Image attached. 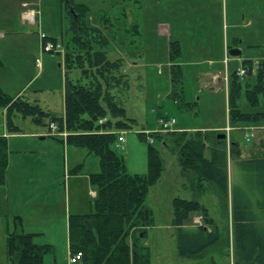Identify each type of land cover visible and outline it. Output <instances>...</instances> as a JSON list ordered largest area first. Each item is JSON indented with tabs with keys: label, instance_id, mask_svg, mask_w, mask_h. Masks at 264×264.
Returning <instances> with one entry per match:
<instances>
[{
	"label": "rangeland",
	"instance_id": "374dc122",
	"mask_svg": "<svg viewBox=\"0 0 264 264\" xmlns=\"http://www.w3.org/2000/svg\"><path fill=\"white\" fill-rule=\"evenodd\" d=\"M27 1L32 3V6L29 4L30 7L39 8L42 15L37 24L28 22L23 26L16 15L15 5H9L11 2L9 0H0V14L13 11V15H16L12 20L14 23L12 29L7 30L8 26L0 23V31H8L3 35L0 34L2 58L0 87L13 96L23 94L31 102L40 103L44 109L50 110L57 116H64L63 60L65 45L70 38L69 20L65 17L61 0ZM75 1L89 6L90 24L99 25L102 13L111 17L113 32L109 31L111 43L107 51L108 57L110 59L125 57L124 68L131 85L125 99L126 114L134 118L135 123L134 126L126 129L125 149L119 151L125 158L128 170L131 173L148 171V147L151 144L159 148L164 160L165 169L162 176L158 182L150 186L145 201L154 213V222L148 227L147 234L154 264H230V254L232 256L234 254L231 260L234 264L236 260L233 242L235 241L231 237L230 210L228 208L225 211L221 196L215 187L208 189L198 199L207 207L209 216L216 221L219 240L198 256L179 255L178 233L173 223V200L175 197L192 199L195 196L188 186L189 179L181 173L177 154L159 137L152 134L160 131V115L176 118L174 129L203 130L218 124H229L230 106L227 93L225 89L209 88L206 80L208 77L205 75L206 72H213L216 69L209 60L221 59L224 51L218 54L220 58H217L214 54L211 56L210 54L206 56L207 53L191 54L189 50L191 48L186 47L191 41L192 33H200L204 29L215 32V35L222 30L223 41L227 44H232L233 37L237 35L244 37L241 45L242 53L235 56V60L230 61L228 76L232 81L234 72L243 65V60H250L253 73L244 78L239 76L242 89L236 99L243 111H264L263 95L260 96L257 104H252L245 93L246 80H255L254 75L257 73L259 62L264 58V0H212L210 4L212 19L206 26H201L199 23L202 20H198L197 17L198 12L203 16L200 12L202 9L203 12L208 9L205 10L202 5L194 1ZM136 23L140 26L141 36L128 30ZM163 23L166 26L164 28L161 27ZM103 28L106 30L105 27ZM41 32L46 33L48 39L59 43V50L44 52L41 55ZM176 34L182 37L184 49L177 60L182 65L183 74L181 79L175 82L171 74L168 39H177ZM137 51L142 53H136ZM36 56L42 58L41 67L35 61ZM79 75V69L71 72L74 78ZM230 90L229 84L228 91ZM15 121L22 126V131L19 133L5 131L4 109H0V134L8 135L11 156L8 174L18 199L14 200L11 194V201H8L4 191L0 189V264H11L7 255V234L8 231L22 228L20 226L22 218L21 224H17L19 222L18 217L15 216L17 209L18 211L26 209L23 223L27 230L38 231L35 236L36 241L47 240L53 246V250L44 256V264H71L69 233H66L64 219L65 210L67 203L74 213H87L93 210L97 190L89 181L90 178L88 179L85 171L87 168L89 172L100 170V158L84 146L70 143L64 145L63 142L54 139L48 124L36 123L31 117L23 116H17ZM250 126L255 128V136L248 141L244 129ZM233 127L235 129L230 130L229 134L224 128L209 129L212 134L217 130L225 134L223 137L227 139L230 147L229 178L236 170L234 162L238 159L236 147L232 143L233 136L237 137L242 156L249 157L255 153L264 155L262 121L241 122ZM37 131L42 133H36ZM141 132L146 133L144 137ZM67 146H70L68 154ZM73 147L80 149L73 154L71 152ZM67 160H70V167ZM79 164L80 169L72 172L71 169ZM80 173L85 174L75 178L76 174ZM69 177H71L70 196L67 197L66 181ZM17 201L21 203L18 204ZM8 202L10 209L7 214ZM49 210L53 213H47ZM189 223H192V219ZM78 264H82V261Z\"/></svg>",
	"mask_w": 264,
	"mask_h": 264
},
{
	"label": "trees",
	"instance_id": "16d2710c",
	"mask_svg": "<svg viewBox=\"0 0 264 264\" xmlns=\"http://www.w3.org/2000/svg\"><path fill=\"white\" fill-rule=\"evenodd\" d=\"M61 2L70 24V38L65 45L63 60L65 115L57 116L25 95L13 96L1 87L0 109H5L10 133L22 131V126L15 121L17 116L31 117L40 124L49 125L55 121L60 130L65 129L68 134L51 133V136L65 138L67 143L84 146L99 156L100 170L89 175L97 190L93 210L72 213L68 221L70 250L72 253L83 252L82 264H151L150 247L145 241L148 227L154 222V213L145 201L150 186L162 176L164 160L159 148L151 144L148 147V171L131 173L128 170L116 142L120 131L134 126L135 119L126 114L125 99L131 85L124 68L125 57L110 59L107 53L111 43L109 31L113 32L111 17L102 13L100 24L93 25L88 22L90 8L86 3ZM128 30L142 35L138 23ZM239 40L240 37H233L228 47L237 45ZM168 50L172 79L176 82L183 74L182 65L177 62L183 53L180 40L169 39ZM243 65L247 75H252L251 61L243 60ZM74 69L80 70L77 78L71 76ZM254 77V81L246 80L245 93L250 103L257 104L260 96H264V58L260 60ZM231 80L229 123L232 126L241 122L264 123V111L246 112L239 107L236 97L242 84L237 70ZM141 134L144 137L146 133ZM220 134V130L212 134L210 130L201 129L152 134L177 154L181 173L189 179L188 186L195 196L192 199L175 197L173 200L179 255L198 256L219 240L216 221L198 199L215 187L225 211L231 200L234 264H264V155L255 153L243 157L236 143L238 159L235 164L241 172V182L234 185L230 196V147ZM9 155L8 137L0 134V184L7 181ZM80 167L79 164L71 171H78ZM195 214L203 216L202 224L190 225ZM17 221L20 225L21 217L18 216ZM36 235L22 228L8 232L7 255L11 264H44V256L53 250V246L38 243Z\"/></svg>",
	"mask_w": 264,
	"mask_h": 264
},
{
	"label": "crops",
	"instance_id": "0c3cea01",
	"mask_svg": "<svg viewBox=\"0 0 264 264\" xmlns=\"http://www.w3.org/2000/svg\"><path fill=\"white\" fill-rule=\"evenodd\" d=\"M9 1H11L9 3V5H13V6L15 5L14 7H15V10L17 11L16 15L19 17L21 24L23 26L24 25H27L28 22H24L23 21V13H24V11L26 9V7L24 6V3H28L31 6H32V3L28 2L27 0H9ZM187 1L198 2L200 5H202L204 7L205 10L208 9V11H206V12H203L202 11L203 9H202L200 12H202L201 14H203V16H200V13L198 12V17H197L198 20H200V21L202 20L201 23H199V24L201 26H206L208 24L209 20L212 19L211 16H212L213 13L211 12L212 6L210 4L213 1L212 0H187ZM34 6H36V5H34ZM36 9L38 10L37 21H40L41 15H42V11L39 8H36ZM16 15H13V11H11L10 13H8V12L2 13V14H0V23L7 25L8 27L6 29L7 30H10V29L13 28L12 26H14V23H12V20H13V18H16ZM218 20H219V17H218ZM161 27L164 28L166 26L163 23L161 25ZM0 32H1L0 34H2V35L4 34V32L8 33V31H0ZM16 33H18V32L16 31ZM239 36H241L239 42L237 43V45H234L233 47L238 46L241 49L242 48L241 45L244 42V37H242V35H237V37H239ZM175 37L180 40V42L182 44V48L184 49V41H183L182 37L179 34L178 35L176 34ZM40 42H41V40H40ZM168 42H169V39H168ZM186 47L187 48H191V49H189L192 52L191 54H194V53L195 54H201V53H204L205 54V53H207L206 56H208L209 54H210L209 56H211L212 54H214V55L217 56V58H220L218 54H221V52L224 51L223 57L221 59H217L216 61H214V60L212 61L211 59L209 60V63L212 64V65H214L216 69L213 72H210V71L206 72L205 75L208 77L206 80H207V85L210 86L209 88H211L213 90H224L225 89V91L227 93L226 95H227V101H228V94H229L228 93L229 92L228 90H229V84H230V78H231V77L228 76L229 75V72H230V61L231 60H235L236 58H235V56L231 55L230 52H229V48H231V47H228V44L227 43H224L222 30H220V32L218 31V33L216 35H215V32H212L211 30H205V29L202 30V31H200V33H198V32L197 33H192L191 41L189 43H187V46ZM215 52H217V53H215ZM40 53L42 55L44 52L40 51ZM37 57H41V56H36V58ZM36 58H35V61H36ZM4 114H5V109H4ZM160 116H163V115H160ZM225 124H218V125H216L214 127H210L209 129L224 128L226 126ZM183 129L186 130L187 128H183ZM209 129H203V130H209ZM234 129H235V127H234ZM4 130L5 131H8L6 124H5ZM179 130H182V129H179ZM187 130H190V128L187 129ZM36 133H42V132L37 131ZM1 134L2 135H6L8 137L7 134H4V133H1ZM41 136H45V135H42L41 134ZM233 137H234V140H235L234 141L235 142V147H237V145H236V143L238 142L237 141V137H235V136H233ZM54 139H57V140L63 142L64 145H68L69 144V143H67L65 141V139L61 140V139L56 138V137ZM125 141H126V136H125ZM124 144H125V142H124ZM69 147L70 146H67V152H66L67 154H68V149H70ZM78 149H80V148H77V147L74 148L73 147V149H72L71 152L73 154H75L74 152H77ZM237 153H238V151H236V154ZM10 157L11 156L9 155L8 171H9V168H10ZM67 164L68 165L70 164V160L69 161L67 160ZM69 167H70V165H69ZM235 169L236 170L234 171V174L233 175H230V178H229L230 196L232 194V189H233L234 185L236 183L241 182V172L237 169L236 164H235ZM85 172H86V174H88L87 177L89 179V175L92 172H89L88 171V168H87V170ZM93 172H97V171H93ZM84 174L83 173L76 174L75 178H80ZM70 183H71V177H69L68 181H66V193H67V197L70 196ZM0 189H2L4 191L5 197L7 198L8 201H11V199H10L11 194H13L14 200L17 199L16 198V195L14 194V188H13L12 181H11V177L9 176V174H7V181H6V183L0 184ZM10 191H11V193H10ZM19 200H20V197H19ZM20 203H21V201L18 202V204H20ZM9 206H10V202H8V205H7V214L9 213V209H10ZM25 210L26 209H24L22 211H18V209L15 210V212H16L15 216L16 217L19 216V217L22 218V225H20L22 227V230L23 231H26V232H35V233H37L38 231H30V230H27L26 229V226L23 223L25 221V218H26V214L24 213ZM229 210H230L231 223H232V234H231V237H232V240L235 241V235H234V229H233L234 220H233V217H232L231 200H230ZM65 211H66V215H65V218L64 219H65V222H66V225H65V227H66V233H69V227H68L69 214L74 213V212H72L71 207H69L68 203H67V207H66V210ZM47 213H53V211L52 210H49ZM76 213H79V212H76ZM196 216L194 215L192 217V223H190V225H195L194 219H195ZM7 226H8V223L6 222V227ZM6 231H7V229H6ZM147 234H148V230H147ZM147 236H146V241L145 242L150 247V251H151V264H154L155 261L153 259V253H152V249H151V244H150L149 240H147ZM37 242L38 243H49L47 240H45V241H37ZM234 244H235V242H233V246L235 247ZM230 256H231V260H233L234 254H233V256H232V254H230ZM231 260H230V264H231Z\"/></svg>",
	"mask_w": 264,
	"mask_h": 264
},
{
	"label": "built area",
	"instance_id": "2783aa9c",
	"mask_svg": "<svg viewBox=\"0 0 264 264\" xmlns=\"http://www.w3.org/2000/svg\"><path fill=\"white\" fill-rule=\"evenodd\" d=\"M24 6L28 9H25L23 13V21L35 24L37 22L38 10L36 8L30 7L28 3H24ZM40 40H41V51L42 52H51V51L54 52V51L59 50L60 44L54 40L48 39V36L46 33L44 32L40 33ZM36 63L39 67H41L42 65L41 57L36 58ZM246 73H247V69L244 66L238 67L237 69L238 76L243 78L246 75ZM176 122H177V119L174 117H169V116L160 117L159 118L160 131L174 130L173 126ZM50 129H51V133H54V134H63L65 136L68 134V132L65 129L60 130L58 122H55V121H52L50 123ZM224 129L229 134V131L233 129V126H231V124H228L224 127ZM244 135H245L246 140L251 141L252 138L255 136V128L252 126L246 127ZM124 141H125V136H124V132H122L121 134H119L118 140L116 142L117 148L124 149V146H125ZM195 222L200 223L201 216L196 217ZM82 257H83L82 251L72 253L70 257V263L71 264L77 263L82 259ZM231 264H233V261L231 262Z\"/></svg>",
	"mask_w": 264,
	"mask_h": 264
},
{
	"label": "water",
	"instance_id": "95a60500",
	"mask_svg": "<svg viewBox=\"0 0 264 264\" xmlns=\"http://www.w3.org/2000/svg\"><path fill=\"white\" fill-rule=\"evenodd\" d=\"M229 52L233 56H239L242 53V50L239 47H231ZM221 137L225 136V134H220Z\"/></svg>",
	"mask_w": 264,
	"mask_h": 264
}]
</instances>
